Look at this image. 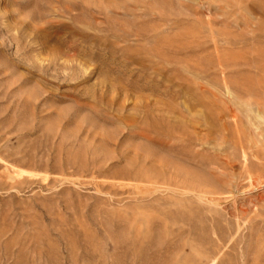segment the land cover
Instances as JSON below:
<instances>
[{"label":"rangeland","instance_id":"374dc122","mask_svg":"<svg viewBox=\"0 0 264 264\" xmlns=\"http://www.w3.org/2000/svg\"><path fill=\"white\" fill-rule=\"evenodd\" d=\"M0 264H264V0H0Z\"/></svg>","mask_w":264,"mask_h":264},{"label":"bare ground","instance_id":"6f19581e","mask_svg":"<svg viewBox=\"0 0 264 264\" xmlns=\"http://www.w3.org/2000/svg\"><path fill=\"white\" fill-rule=\"evenodd\" d=\"M18 173H19V172H18ZM252 174H253V173H252ZM248 175H249V174H248ZM248 175H247V176H248ZM259 181H260L259 178H256V179L254 178V179H253V178L251 177V175H250V177H249V182H250L251 185H252L253 183H256V184H257V183H259ZM261 181H262V178H261Z\"/></svg>","mask_w":264,"mask_h":264}]
</instances>
